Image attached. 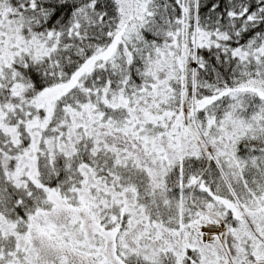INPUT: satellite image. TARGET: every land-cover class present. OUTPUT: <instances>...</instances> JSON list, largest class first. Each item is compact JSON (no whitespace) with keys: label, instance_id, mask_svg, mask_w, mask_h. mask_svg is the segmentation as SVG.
<instances>
[{"label":"snow or ice","instance_id":"1","mask_svg":"<svg viewBox=\"0 0 264 264\" xmlns=\"http://www.w3.org/2000/svg\"><path fill=\"white\" fill-rule=\"evenodd\" d=\"M0 264H264V0H0Z\"/></svg>","mask_w":264,"mask_h":264}]
</instances>
